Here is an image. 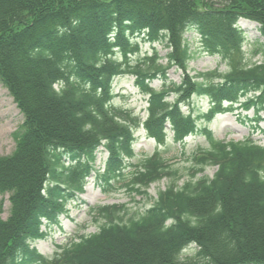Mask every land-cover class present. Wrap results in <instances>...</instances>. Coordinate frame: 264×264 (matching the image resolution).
<instances>
[{
    "label": "trees",
    "instance_id": "trees-1",
    "mask_svg": "<svg viewBox=\"0 0 264 264\" xmlns=\"http://www.w3.org/2000/svg\"><path fill=\"white\" fill-rule=\"evenodd\" d=\"M240 20L256 23L264 40V0H0V83L24 118L15 152L0 158V195L10 204L4 220L0 200V264H264V146L249 137L221 141L198 125L237 104L264 111V41L245 50ZM191 30L226 72L190 74ZM141 43L153 46L143 59ZM156 43L169 50L166 65ZM174 67L180 84L168 79ZM127 75L148 95L143 124L114 103V81ZM157 79L160 90L152 87ZM194 97L209 99L207 113L182 110ZM141 125L160 145L168 130L176 144L206 135L193 179L127 220L124 205L100 208L106 224L97 233L42 255L33 244L84 193L99 148L109 158L97 179L110 185L136 157ZM166 163L159 152L143 160L130 192L145 195L176 177ZM210 167L213 178L194 179Z\"/></svg>",
    "mask_w": 264,
    "mask_h": 264
},
{
    "label": "rangeland",
    "instance_id": "rangeland-1",
    "mask_svg": "<svg viewBox=\"0 0 264 264\" xmlns=\"http://www.w3.org/2000/svg\"><path fill=\"white\" fill-rule=\"evenodd\" d=\"M203 2L220 0H202ZM239 27L245 32L246 45L245 50L252 49V45L258 39L264 41L258 31V25L254 22L241 20ZM190 42V47L195 53L194 59L189 63V72L192 76L197 73H205L218 69L220 72L228 70L227 65L219 56L210 55L203 51L199 40V35L195 32H188L186 36ZM152 47L149 43H141L142 52L140 59L145 55H151ZM161 57L162 63L166 65L165 56L169 52L161 44H155ZM120 57V56H119ZM134 58L133 61H135ZM261 57H256L254 61H262ZM182 71L176 67L168 72V79L173 83L180 84L182 79ZM115 92V104L125 108L133 109L143 119L147 117V99L135 87V78L127 75L117 78L113 84ZM152 87L160 90L163 87L161 79H157L152 83ZM173 99V98H172ZM209 108L207 99L194 97L189 106H185L183 111H192L195 115L206 113ZM233 112L218 114L213 121L206 122L200 120L198 125L202 129L208 127L213 136L221 141H241L246 138H252L259 144L264 145V111L256 115L254 109L246 110L238 104ZM23 123V115L17 108L9 91L0 83V158L10 156L16 149L17 137L16 133L21 131ZM164 146H158L155 140L148 138L146 132L141 128L137 133V141L135 143L136 157L130 163L125 171L123 179L119 178L112 181V186L99 181L96 176L88 179L85 187V193L77 199L67 204L68 213L60 218V224L47 229V237L43 240L36 241L33 246L39 252L47 257H52L60 248L69 244L71 241H77L81 236H89L97 233L100 228L106 224V220L98 213L99 208L106 206H126V212L120 214L124 220L130 219L137 214L143 213L149 209L158 198L160 192L166 191L175 184L182 187L184 183L193 179L194 169L197 166L194 161V154L199 147H208V139L206 135L197 133L186 139L185 144H175L172 140V133ZM156 151L161 152L162 158L171 165L172 171H177L176 177H166L163 180L152 184L145 195L136 192H130L126 186L131 179L135 166L139 164L145 157L153 155ZM107 153L101 148L97 153V162L95 164L96 171L102 172L105 168ZM217 169L210 167L205 172L198 174L194 179L204 176L213 178ZM3 197L0 195V200ZM2 218L6 219L10 214V204L8 199H3ZM99 207V208H98Z\"/></svg>",
    "mask_w": 264,
    "mask_h": 264
}]
</instances>
